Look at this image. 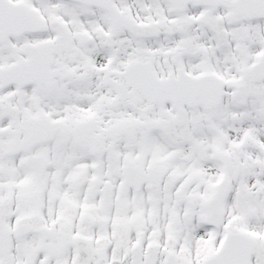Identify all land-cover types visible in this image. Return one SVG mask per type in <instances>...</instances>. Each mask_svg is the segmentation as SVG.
<instances>
[{"label": "snow or ice", "instance_id": "6c2138e0", "mask_svg": "<svg viewBox=\"0 0 264 264\" xmlns=\"http://www.w3.org/2000/svg\"><path fill=\"white\" fill-rule=\"evenodd\" d=\"M0 264H264V0H0Z\"/></svg>", "mask_w": 264, "mask_h": 264}]
</instances>
